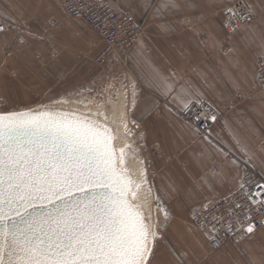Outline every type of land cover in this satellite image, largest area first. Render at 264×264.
Listing matches in <instances>:
<instances>
[{"label": "snow or ice", "instance_id": "1", "mask_svg": "<svg viewBox=\"0 0 264 264\" xmlns=\"http://www.w3.org/2000/svg\"><path fill=\"white\" fill-rule=\"evenodd\" d=\"M107 6L118 7L114 0ZM140 7L144 15L151 9L154 18L162 20L160 30L170 32L173 22L164 19L165 13L175 14L194 5L190 0H159L155 5L153 0H143ZM256 8L264 10V0L255 5L235 0L224 8L223 28L229 35L238 31L254 34L252 28L241 29V23L254 19ZM5 31L8 28L0 26V32ZM27 36L38 43L45 41L33 31ZM52 39L50 34L47 42L55 51ZM260 56L264 58V51ZM155 79L174 104L182 110L191 107L192 101L186 99L189 88L177 86L181 77L175 70L169 76L157 71ZM73 102L86 106L83 100ZM51 103L67 104L68 100L62 97ZM101 116L107 120L103 112L84 113L45 104L0 111V264H154L162 244L171 257L169 264H190L186 248L165 243L170 212L157 207V212L163 211L161 220L133 202V181L118 166L112 130L96 118ZM194 119L215 121L217 117L195 115ZM124 130L128 131L127 125ZM119 151V165H123L124 148ZM203 167L183 197L190 204V218L209 239H219L209 234V225L212 232L227 230L240 238L250 237L256 215L264 212V184L248 181L255 184L251 191L241 179L225 188L229 182L222 170L204 171ZM201 190L212 195H201L192 204ZM154 199L159 201V197ZM259 224L264 226V216ZM196 230L191 225L186 228L188 233Z\"/></svg>", "mask_w": 264, "mask_h": 264}, {"label": "crops", "instance_id": "2", "mask_svg": "<svg viewBox=\"0 0 264 264\" xmlns=\"http://www.w3.org/2000/svg\"><path fill=\"white\" fill-rule=\"evenodd\" d=\"M41 1L46 11L52 9L54 0ZM234 1L190 0L194 7L182 8L175 14L165 13L164 19L173 22L174 30L163 32L158 27L162 20L154 18L151 9L146 15L142 14L143 0H114L117 10L131 12L144 25L143 36L129 50L125 64L134 89L139 92L137 112L144 108L143 113L148 114L150 107L157 108L165 117L175 120L173 128L180 133L181 142H173L172 153L168 147L166 153L178 155L176 163L180 166L173 179H179L175 194H179L181 203L188 202L183 199L188 191H184V186H192L193 177L201 173V165L204 171L222 170L229 182L225 188L240 180L243 161L264 178V90L256 83V61L264 51V10L256 8L257 18L247 27L254 29V34L239 31L229 35L223 28L222 10ZM247 1L253 5L258 3V0ZM56 2L64 11L62 1ZM158 2L153 0L154 5ZM27 8L36 10L37 0H0V15L7 19H12L16 10ZM182 20L186 22L178 23ZM8 34H0L1 59L5 56V42L11 45L12 38ZM99 38L102 49L104 43ZM173 70L181 77L177 86L185 84L189 88L190 95L186 99L211 103L222 112L221 122L212 126L209 133L202 134L196 131L194 124L177 117L174 109H181L180 106L172 102L171 95H164L162 87H157L155 73L159 71L169 76ZM4 83L5 73L2 72L0 92ZM201 195L210 197L212 193L198 191L191 203ZM188 209L190 205H182L181 211L185 213ZM184 213L168 222L165 243L186 248L190 264H264V226L239 244L228 242L214 249L208 236ZM189 225L197 230L186 232ZM177 236L182 239L178 241ZM170 260L162 244L157 249L154 264H169Z\"/></svg>", "mask_w": 264, "mask_h": 264}, {"label": "rangeland", "instance_id": "3", "mask_svg": "<svg viewBox=\"0 0 264 264\" xmlns=\"http://www.w3.org/2000/svg\"><path fill=\"white\" fill-rule=\"evenodd\" d=\"M53 2L49 11L43 8L41 0H37L36 10H16L12 19L0 15L4 22L15 27L4 32L9 33L12 40L9 42L11 45L5 42V56L0 58L3 65L0 64V73H5L4 88L0 92V111L50 105L52 100L63 97L68 100L67 104H60L63 108H69L73 101L83 100L87 107L74 104L85 106L89 110L87 113H93L90 111L92 104L98 108L97 112L106 116L103 106L111 108L116 103H124L118 116L111 119L106 116L105 121L102 116L96 118L107 122L112 133L121 128L124 131L125 143L119 150L124 148L123 164L133 163L139 173L135 184L136 198L143 200L146 211L159 215L161 220L163 211L157 212V207L170 212L171 218L184 213L182 205L190 204L181 203L179 194L173 191L179 180L173 179L180 166L176 163L178 155L166 153L167 147L172 153L173 142H181L179 131L173 128L175 120L173 122L153 107L148 114L143 113L144 108L138 113L139 92L134 89L126 63L114 61L108 66H99L95 61L102 47L98 42L99 35L84 20L68 16L56 0ZM19 25H26V28L19 29ZM29 31L45 37V41L38 43L29 38ZM50 34L53 35L51 44L55 45V51L47 42ZM22 38L26 40L23 44L20 42ZM174 111L177 117L191 124L183 116L182 109ZM124 114L127 120L121 121ZM125 145L128 147L125 148ZM188 189L189 186L185 185L184 191ZM156 197L159 201L154 199ZM189 211L184 213L188 217Z\"/></svg>", "mask_w": 264, "mask_h": 264}, {"label": "built area", "instance_id": "4", "mask_svg": "<svg viewBox=\"0 0 264 264\" xmlns=\"http://www.w3.org/2000/svg\"><path fill=\"white\" fill-rule=\"evenodd\" d=\"M62 4H71V8L64 7L68 16L74 19H82L88 23L101 37L104 47L95 57V61L99 66H108L112 62L117 61L119 63H126L128 52L131 47L141 39L144 33V25L140 22L131 12L120 11L116 8L108 7L109 0H61ZM235 2V1H234ZM232 2V3H234ZM248 2V1H247ZM231 3V4H232ZM87 4L88 7H84ZM77 5H79V11H77ZM230 5V4H229ZM228 5V6H229ZM223 22L225 20L226 13L222 10ZM257 18L252 20H245L241 23V29L248 27L254 23ZM135 25V26H133ZM0 26H5L8 31L14 30V26H11L4 22L0 18ZM7 32V31H5ZM239 32V31H238ZM236 32V33H238ZM4 33V32H0ZM235 33V34H236ZM261 64H264V58L261 56L256 61V83L257 86L264 90V69H261ZM1 68V66H0ZM195 100L191 103V107L188 110H182L183 116L194 124L202 134L210 132L212 126L218 124L222 120V112L213 104L202 101L197 103ZM214 114L217 119L215 121L208 120H196L195 115L205 116ZM241 178L246 186L255 191V184H264V178L257 172L248 162L243 161L240 165ZM254 181L255 184H247L248 181ZM264 216V212H260L256 215V227L253 232L260 229L259 219ZM192 224L198 228L197 222L190 218ZM199 229V228H198ZM210 235L217 236L219 239H209L210 245L214 249L224 247L228 242H234L239 244L245 238H240L235 233H230L227 230H219L218 232H212L211 226L207 229Z\"/></svg>", "mask_w": 264, "mask_h": 264}, {"label": "bare ground", "instance_id": "5", "mask_svg": "<svg viewBox=\"0 0 264 264\" xmlns=\"http://www.w3.org/2000/svg\"><path fill=\"white\" fill-rule=\"evenodd\" d=\"M69 103H71V102H69ZM123 104H122V102L116 103L111 108H108V107H104L103 106L102 109H103V111H105L106 116L111 119L113 116H115V115L118 116V114H121V112L123 111V108H124ZM50 105L52 107L61 108L63 110H72V109H75L76 110V109H79L77 111L84 112V113H87V111H89L86 108L87 106L85 107V106H82V105H76L74 103H71L69 108H65V107L63 108V107L60 106V104H50ZM90 111H92L93 113H96L98 111V108L96 106H92V104H91ZM123 120H127V116L125 114L121 117V121H123ZM104 121H102V122L107 124V122H104ZM113 136H114L113 145H114V148L116 149L118 166H121V167L125 168L127 170V172L130 174L131 180L133 181L132 191L135 192V184H136V180L139 178V173H137V171H136L133 163L119 165V160H118L119 155H120L119 148L122 147L124 145V143H125V133H124V131L121 128V129L116 130L115 133H113ZM133 202L134 203H138L139 205H141L143 207V204H144L143 203V200H140L139 198H136ZM144 202H146V201H144ZM144 210L146 211L145 208H144Z\"/></svg>", "mask_w": 264, "mask_h": 264}, {"label": "water", "instance_id": "6", "mask_svg": "<svg viewBox=\"0 0 264 264\" xmlns=\"http://www.w3.org/2000/svg\"><path fill=\"white\" fill-rule=\"evenodd\" d=\"M113 134V133H112ZM112 143H113V141H112ZM113 147H114V145H113ZM128 175L130 176V174L128 173ZM131 178V177H130Z\"/></svg>", "mask_w": 264, "mask_h": 264}]
</instances>
